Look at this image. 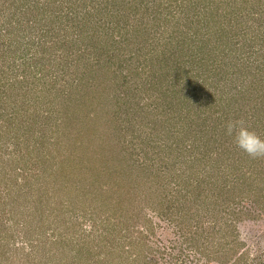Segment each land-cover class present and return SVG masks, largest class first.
Returning a JSON list of instances; mask_svg holds the SVG:
<instances>
[{"label":"rangeland","instance_id":"rangeland-1","mask_svg":"<svg viewBox=\"0 0 264 264\" xmlns=\"http://www.w3.org/2000/svg\"><path fill=\"white\" fill-rule=\"evenodd\" d=\"M0 0V264H264V0Z\"/></svg>","mask_w":264,"mask_h":264},{"label":"clouds","instance_id":"clouds-1","mask_svg":"<svg viewBox=\"0 0 264 264\" xmlns=\"http://www.w3.org/2000/svg\"><path fill=\"white\" fill-rule=\"evenodd\" d=\"M225 134L232 137L235 146L249 158H264V139L252 131L243 118L228 121L225 125Z\"/></svg>","mask_w":264,"mask_h":264},{"label":"trees","instance_id":"trees-1","mask_svg":"<svg viewBox=\"0 0 264 264\" xmlns=\"http://www.w3.org/2000/svg\"><path fill=\"white\" fill-rule=\"evenodd\" d=\"M218 2V4L220 3V0L219 1H217ZM225 2H226V6L229 8L230 6H232V8H234L235 7V5L237 6V4H240V1L239 0H225Z\"/></svg>","mask_w":264,"mask_h":264}]
</instances>
